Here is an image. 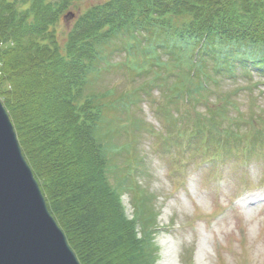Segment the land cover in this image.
I'll use <instances>...</instances> for the list:
<instances>
[{
	"label": "trees",
	"instance_id": "trees-1",
	"mask_svg": "<svg viewBox=\"0 0 264 264\" xmlns=\"http://www.w3.org/2000/svg\"><path fill=\"white\" fill-rule=\"evenodd\" d=\"M77 1L0 0V98L81 264H158L159 214L142 207L128 219L121 202L128 182L110 181V130L127 94L111 102L113 91L101 93L94 85L121 51L130 61L137 55L141 73L154 75V69L167 76L161 79L170 91L164 93L166 107L177 101L196 105L209 95L207 57L225 72L234 73L236 63L224 60L231 56L246 73L254 69L264 76V0H100L78 13L61 40L58 26L70 7L81 8ZM118 40L124 42L116 45ZM160 48L172 59L163 60ZM147 59H156V68ZM172 77L176 82L168 86ZM179 86L189 100L172 96ZM220 102L209 107L211 115L228 110V99ZM210 124L205 118L200 125ZM250 126L252 136L263 137ZM228 135L241 141L238 128Z\"/></svg>",
	"mask_w": 264,
	"mask_h": 264
},
{
	"label": "rangeland",
	"instance_id": "rangeland-1",
	"mask_svg": "<svg viewBox=\"0 0 264 264\" xmlns=\"http://www.w3.org/2000/svg\"><path fill=\"white\" fill-rule=\"evenodd\" d=\"M98 1H77L81 8L67 10L74 16L61 20V40L78 13ZM123 42L118 40L116 45ZM159 52L163 60L172 59L164 49ZM136 56L130 61L122 51L115 54L111 70L105 69L94 85L101 93L112 90L111 102L122 101L127 94V104L119 106L123 112L110 130L114 144L110 181L117 185L121 177L128 182L121 191L126 217L132 219L136 208H155L159 214L155 236L161 247L158 264H189L191 258L193 264H264V205L260 206L264 199V134L260 139L249 134L250 122L255 131L264 133V76L254 69L246 73L231 56L224 60L236 63L234 73L225 72L214 58L207 57L203 68L210 76L208 82L204 79L209 95L201 96L196 105L194 101L172 103L163 108V117L157 112L164 102L161 79L167 76L152 69L154 75L143 80V63ZM147 61L154 68L159 63ZM175 82V77L167 80L168 86ZM172 96L191 98L183 86ZM222 98L228 99V110L211 115L209 107L216 109ZM191 115L198 117L192 122L186 119ZM205 118L212 123L210 129L200 125ZM197 119L200 123L196 125ZM195 126L203 127L204 135ZM237 128L241 136L246 134V140L228 135ZM220 154L223 158H215ZM243 155H247L246 162ZM144 192L149 196L142 198ZM136 233L142 236L139 226Z\"/></svg>",
	"mask_w": 264,
	"mask_h": 264
},
{
	"label": "water",
	"instance_id": "water-1",
	"mask_svg": "<svg viewBox=\"0 0 264 264\" xmlns=\"http://www.w3.org/2000/svg\"><path fill=\"white\" fill-rule=\"evenodd\" d=\"M0 264H81L49 210L1 98Z\"/></svg>",
	"mask_w": 264,
	"mask_h": 264
}]
</instances>
